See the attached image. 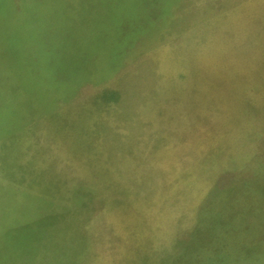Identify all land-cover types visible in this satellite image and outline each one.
Wrapping results in <instances>:
<instances>
[{
	"label": "rangeland",
	"instance_id": "obj_1",
	"mask_svg": "<svg viewBox=\"0 0 264 264\" xmlns=\"http://www.w3.org/2000/svg\"><path fill=\"white\" fill-rule=\"evenodd\" d=\"M4 28L0 156L21 173L38 153L40 220L73 249L189 233L264 252V0H0Z\"/></svg>",
	"mask_w": 264,
	"mask_h": 264
},
{
	"label": "crops",
	"instance_id": "obj_2",
	"mask_svg": "<svg viewBox=\"0 0 264 264\" xmlns=\"http://www.w3.org/2000/svg\"><path fill=\"white\" fill-rule=\"evenodd\" d=\"M7 33V28L0 29V35ZM165 148L155 150L154 155L150 151L145 154L142 168L155 165L161 169V162L164 169ZM33 155L22 157L21 173L8 166L12 160L0 156V264H264L258 261L264 256L262 251H227V236L222 234H124L107 239L111 247L101 252L82 246L73 249L76 241L71 226L69 232L66 230L65 220H40V156ZM135 157L136 153L128 154V171ZM44 159L49 162L48 156Z\"/></svg>",
	"mask_w": 264,
	"mask_h": 264
}]
</instances>
